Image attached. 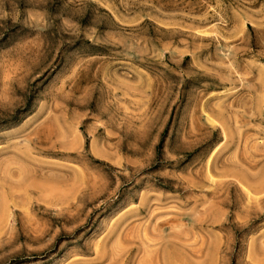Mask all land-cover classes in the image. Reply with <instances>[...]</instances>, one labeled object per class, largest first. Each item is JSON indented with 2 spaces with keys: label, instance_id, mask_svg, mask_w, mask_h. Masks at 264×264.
I'll return each instance as SVG.
<instances>
[{
  "label": "rangeland",
  "instance_id": "rangeland-1",
  "mask_svg": "<svg viewBox=\"0 0 264 264\" xmlns=\"http://www.w3.org/2000/svg\"><path fill=\"white\" fill-rule=\"evenodd\" d=\"M0 264H264V0H0Z\"/></svg>",
  "mask_w": 264,
  "mask_h": 264
}]
</instances>
